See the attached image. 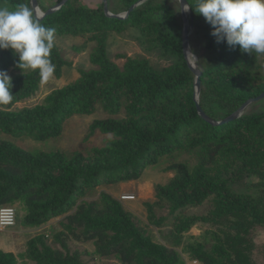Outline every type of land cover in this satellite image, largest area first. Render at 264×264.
I'll return each instance as SVG.
<instances>
[{"label":"trees","instance_id":"obj_1","mask_svg":"<svg viewBox=\"0 0 264 264\" xmlns=\"http://www.w3.org/2000/svg\"><path fill=\"white\" fill-rule=\"evenodd\" d=\"M43 10L61 0H45ZM137 0H107L113 13ZM197 37L195 60L201 71L200 106L215 121L231 114L245 99L264 91V55L248 54L217 43L212 27L188 0ZM30 0H0L14 10ZM179 11L167 0H146L126 18L106 16L99 4L66 0L39 21L56 35L86 37L94 44L90 60L73 81L49 92L41 102L17 108L39 89L38 71L16 67L11 49L0 50V70L12 78L13 102L0 106V206L16 204L25 226L58 219L59 229L27 241L16 255L0 248V264H89L71 242H91L94 254L115 256L119 264H264V110L212 124L197 111L193 82L182 55ZM127 26L139 30L150 47L176 59L161 68L147 60L120 55L119 67L106 52L109 32ZM51 60L60 76L63 59L55 45ZM193 76L195 72H193ZM100 112L85 138L100 136V145L69 150L47 148L68 121ZM42 143L28 146L24 141ZM170 174L153 186L146 199V223L113 195L100 190L139 180L145 170ZM237 174L233 178L229 174ZM253 176L257 192L232 183ZM239 184V182L237 183ZM243 183H240L242 185ZM207 205V212L191 209ZM166 210L165 214L159 211ZM156 232L147 231V226ZM192 227L200 232L192 233Z\"/></svg>","mask_w":264,"mask_h":264},{"label":"rangeland","instance_id":"obj_2","mask_svg":"<svg viewBox=\"0 0 264 264\" xmlns=\"http://www.w3.org/2000/svg\"><path fill=\"white\" fill-rule=\"evenodd\" d=\"M52 1V0H50ZM91 6L99 4L100 0H85ZM162 1V0H161ZM173 4L180 12V6L178 0H167ZM43 5H48L49 2L41 0ZM56 5V4H54ZM54 5L47 7V9L53 7ZM41 8V6H40ZM42 9V8H41ZM46 9V10H47ZM43 10V9H42ZM190 19V17H189ZM189 47L196 49V39L194 29H189ZM94 43L86 37L76 36V35H56L55 45L58 47L61 56L65 59L68 64L63 65L61 75L53 76L46 83H41L39 89L34 95L27 97L23 101L17 103V108L22 106H32L43 100V98L55 88L64 86L65 84L73 81L79 75L81 69L88 70L91 68H96L90 60V52L92 45ZM106 52L108 57L114 61L119 67H122L125 58L120 57V55L136 57L140 59L147 60L154 68H161L167 64L172 63L176 57L170 54H165L163 51L157 47H150L143 40L138 29L127 26L121 32H109L107 38ZM191 60L195 63L198 59L197 54L190 55ZM195 66L196 63H195ZM192 68V67H191ZM194 70V68H192ZM194 72V71H193ZM196 74V73H195ZM195 77V75H194ZM263 111L264 110V98L252 103L247 107L246 111ZM103 114L100 112L85 115L76 116L71 118L64 130L63 134L56 139L48 140L45 142L47 148H58L69 150L71 148L85 149L92 147L94 145H100L101 137L92 136L85 138L87 134V128L89 123L95 117H101ZM28 146L41 147L43 144L37 141L26 140L24 141ZM233 178L237 177V174L233 171L229 174ZM170 174H163L156 169L145 170L139 180H131L127 182H122L119 184H114L110 186H99L92 197H96L100 190H105L115 198L119 199L126 207L129 209L137 218L140 223H146V209L143 201L146 199H153L155 183L164 182ZM256 181L253 176H245L240 179L235 180L232 185L238 187L240 191H248L251 193H256L257 189L252 184ZM239 182V184H237ZM240 183H243L240 185ZM122 195H134V199H122ZM16 210V220L15 224L11 227L0 231V248L6 251H11L18 255L23 253L27 249V241L35 236L44 234L47 238L51 237V231L54 229H59L58 219L52 220L51 222L41 224L36 227L25 226L23 223V211L17 209L16 204H9ZM195 211V214L206 213L207 205L198 206L191 209ZM167 211H159V214H165ZM156 227L152 225L147 226V231H153L157 233ZM192 233L198 234L200 230L197 227H192ZM72 249H79L85 253V259L89 260V264H119L118 259L113 256H100L94 254V246L91 242H71ZM26 264H33L30 260L26 259ZM19 264H24L23 260L19 258ZM186 264H194L193 261H186Z\"/></svg>","mask_w":264,"mask_h":264},{"label":"clouds","instance_id":"obj_3","mask_svg":"<svg viewBox=\"0 0 264 264\" xmlns=\"http://www.w3.org/2000/svg\"><path fill=\"white\" fill-rule=\"evenodd\" d=\"M194 11L212 27L217 43L264 55V0H196ZM56 32L41 23L27 4L14 10L0 7V50L11 49L18 57L16 67L38 71L41 83L52 79L56 70L51 60ZM12 87V78L0 70V106L13 102Z\"/></svg>","mask_w":264,"mask_h":264},{"label":"water","instance_id":"obj_4","mask_svg":"<svg viewBox=\"0 0 264 264\" xmlns=\"http://www.w3.org/2000/svg\"><path fill=\"white\" fill-rule=\"evenodd\" d=\"M32 8L34 11L37 13V19L40 20L43 18L45 15L57 11L65 2L66 0H61L59 3L54 5L53 7L47 9V10H42L38 4L37 0H30ZM146 0H137L134 4H132L126 11L119 12V13H113L109 10L108 5H107V0H100L99 5L104 12L106 16L113 17V18H119V19H124L128 16V14L138 5L141 3L145 2ZM179 6H180V12H179V18H178V23H179V31L181 35V45H182V55L186 61L187 64V69L189 71L190 77L193 82V99L197 108L198 113L205 118L208 122L212 124H222L224 122L233 120L237 117H240L246 112L247 107H249L250 104L264 98V91L259 93L255 97H251L248 99H245L242 101L235 109L234 111L229 114L227 117L223 118L222 120L215 121L211 118H209L201 109L200 106V91H201V82L199 79V76L201 74L200 69L198 66H194V70L191 68L190 65V55H192V52L189 47V33L188 30H186V27L189 29H194V16L191 10V6L188 0H178ZM187 4V5H186ZM186 5V6H185ZM188 7V8H186ZM40 13H43V15H39ZM190 17V19H189ZM192 71L196 73V76H193Z\"/></svg>","mask_w":264,"mask_h":264},{"label":"built area","instance_id":"obj_5","mask_svg":"<svg viewBox=\"0 0 264 264\" xmlns=\"http://www.w3.org/2000/svg\"><path fill=\"white\" fill-rule=\"evenodd\" d=\"M122 199H134V195H122ZM16 220V210L11 205H1L0 206V231L5 230L15 224ZM197 264L196 261H193Z\"/></svg>","mask_w":264,"mask_h":264},{"label":"bare ground","instance_id":"obj_6","mask_svg":"<svg viewBox=\"0 0 264 264\" xmlns=\"http://www.w3.org/2000/svg\"><path fill=\"white\" fill-rule=\"evenodd\" d=\"M186 30H188V27H186ZM190 65H191V67L193 68L194 66H195V63L193 62V60H191V57H190ZM194 65V66H193ZM196 67V66H195ZM195 76H196V74H195Z\"/></svg>","mask_w":264,"mask_h":264}]
</instances>
